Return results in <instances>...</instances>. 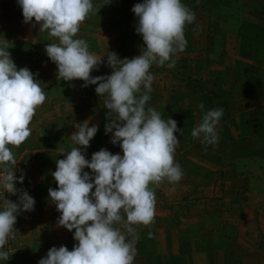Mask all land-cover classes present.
Instances as JSON below:
<instances>
[{
	"label": "clouds",
	"instance_id": "1",
	"mask_svg": "<svg viewBox=\"0 0 264 264\" xmlns=\"http://www.w3.org/2000/svg\"><path fill=\"white\" fill-rule=\"evenodd\" d=\"M17 4L25 24L39 25L40 33L54 38L44 51L56 66L57 79L79 80L81 87L96 85L95 93L108 110L105 134H111L110 143L121 150L113 154L102 148L87 159V148L99 126H89L87 119L74 125L76 130L69 137L73 147L56 161L52 176L57 187L48 189V198L60 213L58 226L72 232L76 243L71 250L64 245L51 247L38 264H134L137 226L155 222L153 186L165 180L175 184L183 177L175 162L176 134L182 130L176 120L162 118L159 111L147 106L154 81L150 68L153 64L175 67L174 56L187 46L185 27L194 22L195 13L183 0L135 4L131 11L143 47L140 55L121 59L109 51L106 57H98L84 39L77 38L81 24L94 10L93 0H17ZM9 44L0 35V261L5 262L17 217L34 211L35 206L29 192L17 188L26 173L20 170L17 176L12 148L31 135L30 124L46 100L39 73L27 67L18 69ZM105 61L111 74L91 76ZM198 107L203 109L204 104ZM222 116V108L207 110L191 136L216 144ZM5 193H19L18 199L10 201Z\"/></svg>",
	"mask_w": 264,
	"mask_h": 264
},
{
	"label": "rangeland",
	"instance_id": "2",
	"mask_svg": "<svg viewBox=\"0 0 264 264\" xmlns=\"http://www.w3.org/2000/svg\"><path fill=\"white\" fill-rule=\"evenodd\" d=\"M115 1L119 6L130 8L142 3V0ZM183 3L195 13L194 22L185 27L187 46L174 56L175 67L152 65V88L158 83H166L173 89L185 87L186 92L198 99L202 95L203 101L207 95L213 104L211 109H223L217 126L220 140L211 145L218 162L213 164L209 155L198 157V152L196 155L192 149L194 152L182 160L175 157V162L184 169L183 177L175 184L165 180L153 186L155 222L137 226L139 238L134 264H193L194 256L199 264H226L230 254L226 251L230 250L233 262L229 264H264V0H183ZM5 10L0 4V13L4 14ZM125 17L133 19L124 31H108L105 36L118 39V45L124 44L125 48L133 42L143 44L142 37L135 32L137 18L133 13H126ZM42 34L46 35L39 42L45 45L52 38L46 32ZM52 96L46 95L48 103L54 106L56 99ZM83 96L87 98L85 92ZM90 107L86 111L89 126L97 124L103 128L99 125L101 110ZM51 113L54 128L57 118L54 110ZM60 123L62 126H56L59 149L55 150L66 155L73 144L69 133L61 130L66 131L70 122L64 118ZM97 142L93 137L87 153ZM105 149L110 151L107 145ZM194 149L199 150L197 146ZM54 151L52 163L59 160ZM55 170L56 164H52V173ZM18 195L5 193V198L15 201ZM2 203L0 200V206ZM45 203L43 200L34 206L43 205V217L52 215V227L45 229L51 233L47 232L45 237L52 239V247L64 245L71 250L76 243L73 233L58 226L60 213H51ZM18 227L19 223L14 225V236L6 245L9 254L15 251L17 243H22ZM208 231L212 232L211 236ZM33 239L29 241L31 244Z\"/></svg>",
	"mask_w": 264,
	"mask_h": 264
},
{
	"label": "crops",
	"instance_id": "3",
	"mask_svg": "<svg viewBox=\"0 0 264 264\" xmlns=\"http://www.w3.org/2000/svg\"><path fill=\"white\" fill-rule=\"evenodd\" d=\"M116 2L115 0H93L94 10L81 24L77 38L84 39L89 45V51L94 52L93 54L98 57H106L109 51L115 52L121 59H131L134 56L140 55L143 47L140 45L143 44L133 42L129 48H125L124 44L118 45L120 44L117 42L118 39H110L105 36V33L108 31L112 33L124 31L127 27L126 24L133 19V17H125L126 13H133L131 11L133 6L132 8L129 6H119ZM0 4H3L6 8L4 14L0 13V35L10 43L8 50L14 55L12 59L17 65V68L27 67L33 73L38 72L37 79L41 82V87L44 89L45 94L51 93L56 99L54 106H52V104L48 103L46 97L43 105L37 108L36 114L30 124L32 129L31 135L18 148H12L17 159L14 170L17 174H20V170L26 173L23 184H18L19 188H21V191L27 190L28 192L32 191V193H35L32 196L35 199V203L44 200L46 202L45 204L50 206L51 213H54L56 212V208L50 199H47V194L50 187L53 189L57 187L52 176V164H56V161L52 163V152L55 149H59V145L56 142L58 139L56 131L59 130H57L58 128L56 126H62L60 122H63L64 118L70 123L68 124L69 127H67V130H61V132L64 134L68 132L71 135L76 130L72 126L73 123L78 124V122L82 123L84 120H88V116H86L88 113L86 111L89 105L92 106L90 109L93 108L96 111L101 110L99 125H102L103 128H99L100 132L98 131L94 136L99 142H97L96 146L92 145L93 149L91 148L86 156L91 157L93 153L102 148L105 149L106 145L110 147V152L113 154L120 151V148L119 145L114 146L110 143L111 134H105L104 125L108 122L106 119L108 110L104 108L102 98L95 93L96 85L81 87L82 81L75 80L67 82L57 79L56 66L49 61L44 51V47L48 43L41 45L39 42L40 38L46 34L43 35L40 31L37 32L39 25L32 27L30 24L23 22L21 8L18 6L17 0H0ZM90 29L92 31L88 32ZM47 42L53 43L55 41L52 38ZM136 44L138 46H135ZM93 46L96 48L95 51L91 49L94 48ZM48 62L50 64H47ZM197 64L200 63L197 62ZM39 66L43 67L44 71H41V67ZM111 71V68L107 66L105 61L101 64L99 71H93L90 75H110ZM84 92L87 98L83 96ZM205 96L203 101L202 95L198 99L189 91L186 92L185 87L173 89L172 87L169 88L166 83L165 85L158 83L150 93L151 99L147 102V106H151L159 111L162 118L167 119L169 117L177 121V127L182 131L176 134L179 139V144L175 152L176 158H181L182 160L184 156H188L189 153L194 152L192 150H195L194 153L197 155L198 152V157L211 156L210 160L214 164L218 162V157L214 156L211 145L203 143L202 138H193L191 136L192 129L202 123V117L205 112L211 109V105L213 107L210 98L207 95ZM200 103L204 104L203 109L198 107ZM229 107L226 108L227 112ZM67 109L73 110V112H66ZM52 110H54L55 117L57 118V122L53 123L55 124L54 128L51 124L52 119L50 120L51 117L49 116L52 114ZM93 115L95 116V113ZM43 119L46 120L42 122ZM219 140L220 138H218ZM54 145L56 148H54ZM196 146L199 150L194 149ZM178 149H182V151H177ZM54 152H56L55 157L59 159L65 157V155H62L61 150H55ZM230 157H233V155L231 154ZM182 170L184 169L182 168ZM42 206L40 204V206L34 207V211L23 212L17 217V223H19L18 228H20L18 231L21 234L19 237L22 239V243H17L15 251L9 254V260L7 262L0 261V264H38V261L52 247V239L45 237L47 232L49 234L51 233V231L45 229L52 227V215L49 214L48 217H43V213H41L43 210ZM29 224L31 225L29 226ZM35 235L38 238H31V236L35 237ZM208 235L211 236L212 232L208 231ZM200 236L203 237L204 235L201 234ZM31 239H33L32 242L34 245L29 242ZM29 246L32 247L29 248ZM227 248H224V250H227ZM226 252L228 254L230 253L226 264L232 263V251ZM200 255L198 256L199 258ZM195 258L194 256L192 259L193 264H199V260L197 261ZM184 262L192 263L190 260H185Z\"/></svg>",
	"mask_w": 264,
	"mask_h": 264
}]
</instances>
